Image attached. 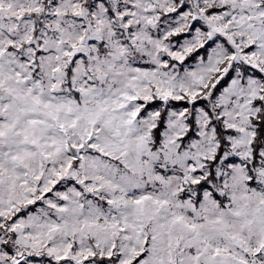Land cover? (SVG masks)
<instances>
[{"label":"snow or ice","instance_id":"1","mask_svg":"<svg viewBox=\"0 0 264 264\" xmlns=\"http://www.w3.org/2000/svg\"><path fill=\"white\" fill-rule=\"evenodd\" d=\"M0 264H264V0H0Z\"/></svg>","mask_w":264,"mask_h":264}]
</instances>
